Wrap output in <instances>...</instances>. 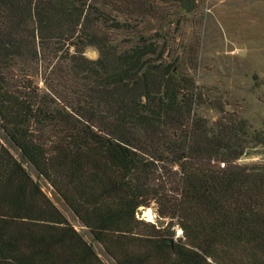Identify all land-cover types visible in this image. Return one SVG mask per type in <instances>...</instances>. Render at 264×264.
<instances>
[{
  "label": "trees",
  "instance_id": "1",
  "mask_svg": "<svg viewBox=\"0 0 264 264\" xmlns=\"http://www.w3.org/2000/svg\"><path fill=\"white\" fill-rule=\"evenodd\" d=\"M199 1L0 0V130L116 264H264V137L176 41ZM0 264H106L1 140Z\"/></svg>",
  "mask_w": 264,
  "mask_h": 264
},
{
  "label": "rangeland",
  "instance_id": "2",
  "mask_svg": "<svg viewBox=\"0 0 264 264\" xmlns=\"http://www.w3.org/2000/svg\"><path fill=\"white\" fill-rule=\"evenodd\" d=\"M180 17L181 25L175 29L179 52L184 45H198L197 65L190 72L197 84L210 94L212 100L221 101L226 109L246 118L251 131L261 132L264 137V0H200L194 12ZM85 55L96 58L98 53L88 46ZM198 112L211 121L217 116L214 110L204 107ZM0 140L22 161L33 179L92 244L99 257L106 264H116L47 181L23 161L20 152L6 140L1 130ZM238 162H264V142L249 148ZM138 217L161 224L153 205L139 208ZM175 229L176 234L181 235L177 226Z\"/></svg>",
  "mask_w": 264,
  "mask_h": 264
},
{
  "label": "bare ground",
  "instance_id": "3",
  "mask_svg": "<svg viewBox=\"0 0 264 264\" xmlns=\"http://www.w3.org/2000/svg\"><path fill=\"white\" fill-rule=\"evenodd\" d=\"M147 214L150 216V211L149 210H147Z\"/></svg>",
  "mask_w": 264,
  "mask_h": 264
},
{
  "label": "water",
  "instance_id": "4",
  "mask_svg": "<svg viewBox=\"0 0 264 264\" xmlns=\"http://www.w3.org/2000/svg\"><path fill=\"white\" fill-rule=\"evenodd\" d=\"M140 208H142V207H140ZM143 209V208H142ZM182 231L180 230V233H181Z\"/></svg>",
  "mask_w": 264,
  "mask_h": 264
}]
</instances>
